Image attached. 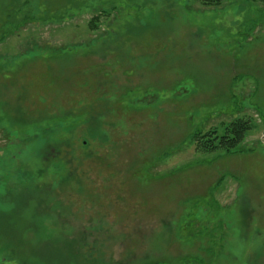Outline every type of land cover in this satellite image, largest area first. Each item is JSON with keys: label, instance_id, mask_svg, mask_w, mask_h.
<instances>
[{"label": "rangeland", "instance_id": "rangeland-1", "mask_svg": "<svg viewBox=\"0 0 264 264\" xmlns=\"http://www.w3.org/2000/svg\"><path fill=\"white\" fill-rule=\"evenodd\" d=\"M0 264H264V0H0Z\"/></svg>", "mask_w": 264, "mask_h": 264}, {"label": "trees", "instance_id": "trees-1", "mask_svg": "<svg viewBox=\"0 0 264 264\" xmlns=\"http://www.w3.org/2000/svg\"><path fill=\"white\" fill-rule=\"evenodd\" d=\"M202 1L205 6H219L227 0ZM252 129L253 122L251 120L237 118L225 124L222 129L211 128L204 131L202 128H197L191 133L190 139L196 144L200 152L210 153L221 151L225 154H233L237 153L238 148ZM241 151L245 152L248 150L242 149Z\"/></svg>", "mask_w": 264, "mask_h": 264}]
</instances>
